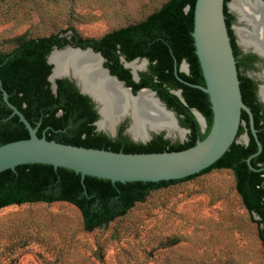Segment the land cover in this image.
Here are the masks:
<instances>
[{
    "label": "trees",
    "instance_id": "trees-1",
    "mask_svg": "<svg viewBox=\"0 0 264 264\" xmlns=\"http://www.w3.org/2000/svg\"><path fill=\"white\" fill-rule=\"evenodd\" d=\"M196 1L168 0L145 20L113 30L101 38H84L76 32L71 40L61 34L40 38L19 36L14 40L16 47L10 53H0L2 86L8 92L10 102L34 128L38 127V136H45L49 141L122 153H160L191 148L208 136L214 118L209 95L176 77L175 60L178 67L187 62L190 72L179 71L180 78L194 85H206L193 37ZM228 3L229 0H226V22L237 60L242 96L253 112L258 138L263 145L262 153L251 159L256 170L250 168L248 159L258 151V145L251 131L249 115L243 112L235 143L219 161L199 174L159 183L114 184L95 177H86L82 182L81 175L70 169L27 164L17 167L16 172L7 170L0 174V210L14 205L67 202L81 211L86 229L92 231L125 216L152 191L191 180L212 170H229L235 176L237 191L247 211L253 218L255 215L258 217L255 222L264 247V105L256 103L254 89L241 74L242 62L238 60V47L231 29L235 17L229 13ZM69 44L84 49L91 47L102 53L107 59L106 67L113 75L126 81L135 93L142 88L156 91L180 117L181 126L190 130L188 140L173 143L161 134L144 145L124 136V127L116 139L98 132L95 123L99 115L91 100L68 80H58L56 91L48 81L52 73V66L47 61L49 54L54 47L63 48ZM117 51L125 54L128 61L136 58L150 61L149 72L142 74L140 83L132 81L130 71L119 64L120 54ZM175 90L183 91L186 104L173 93ZM193 109L199 110L206 118L208 127L205 132ZM11 114L0 86V146L29 138L25 125L18 116ZM246 132L250 137L249 143H239L240 136Z\"/></svg>",
    "mask_w": 264,
    "mask_h": 264
},
{
    "label": "rangeland",
    "instance_id": "rangeland-1",
    "mask_svg": "<svg viewBox=\"0 0 264 264\" xmlns=\"http://www.w3.org/2000/svg\"><path fill=\"white\" fill-rule=\"evenodd\" d=\"M167 1L0 0V53H10L22 35L101 38L145 20ZM228 11L233 29L243 27ZM188 137L170 141L185 143ZM255 220L233 172L212 170L152 191L125 216L92 231L67 202L3 208L0 264H264Z\"/></svg>",
    "mask_w": 264,
    "mask_h": 264
},
{
    "label": "water",
    "instance_id": "water-1",
    "mask_svg": "<svg viewBox=\"0 0 264 264\" xmlns=\"http://www.w3.org/2000/svg\"><path fill=\"white\" fill-rule=\"evenodd\" d=\"M250 1H259L264 5V0ZM231 2L227 4L230 10ZM225 7L226 0H197L195 4L193 37L206 85H194L182 80L178 72H188L189 66L183 62L180 70L175 60L176 77L182 83L209 95L214 118L211 131L204 140H199L195 146L185 150L160 153H122L61 144L54 140L49 141L45 136L39 137L38 127L34 128L24 114L10 102L8 92L3 88L0 78L4 102L12 110L11 115L18 116L29 133L28 139L0 146V174L7 170L16 172L17 167L22 165L43 164L51 165L55 169L73 170L81 175L82 182L86 177L109 180L114 184L159 183L185 179L210 168L227 153L238 137L243 112L249 115L251 131L258 145V151L248 159L250 168L256 170L251 164V159L262 153L263 145L258 138L253 112L243 100L237 60L226 22ZM187 9L189 10V8ZM231 11L236 15L238 26L244 27L245 24L240 21L239 14ZM239 45L246 52H253L264 58L255 49L244 47L240 41ZM68 53H71L76 59L74 64L70 65L63 73L56 75V64L52 61V57L55 54L63 56ZM89 57H93L97 61L96 70L85 63ZM47 61L52 66V73L48 81L54 91L57 89L58 80H68L77 87L82 95L91 100L99 115V119L95 123L98 132H103L113 138L117 135L121 125L128 123L126 133L135 142L147 143L154 136L161 134L165 139H171L172 136L165 127H160L157 130L148 129L146 137L141 140L131 135L130 129L135 120L134 116L147 114V104L142 95L148 93L157 100V105L164 112L172 114L175 124L184 130L186 135L190 133V130L180 125L176 112L167 106L156 91L142 88L135 93L124 81L111 73L105 65L104 56L93 48L84 49L72 44L63 48L54 47ZM123 61L125 67L131 70L136 82L140 81V73L148 70L149 60L146 58H136L130 62ZM140 62L144 64V68L134 71L131 65ZM260 80L259 98L264 105V99L260 94L264 87V79L260 78ZM173 93L186 104L182 90H175ZM104 113L109 116L113 114L109 118L111 123L109 130L100 128ZM193 113L202 131L205 132L208 127L206 118L197 109H193ZM249 141V136L244 137L245 144H248Z\"/></svg>",
    "mask_w": 264,
    "mask_h": 264
},
{
    "label": "bare ground",
    "instance_id": "bare-ground-1",
    "mask_svg": "<svg viewBox=\"0 0 264 264\" xmlns=\"http://www.w3.org/2000/svg\"><path fill=\"white\" fill-rule=\"evenodd\" d=\"M230 6L231 10L239 14L240 21L246 25V27L236 28L240 43L246 48L255 49L264 56V5L259 1L232 0ZM75 60L76 59H74L71 53L63 56L55 54L52 57V61L56 64V75L63 73L70 65L74 64ZM85 63H88L87 65L94 68V70L97 69L96 66L98 63L93 57H89ZM131 67L134 71H138L144 68V64L134 63ZM262 78L264 79V72L262 73ZM260 94L264 99V87L261 89ZM150 96L151 95L148 93H143L142 95V98L147 104L146 115L148 116H134L135 120L130 129L131 135L141 140L146 137L148 129L157 130L160 127H165L172 137L185 138L186 132L175 124L172 114L164 112V110L157 105V100ZM112 115L113 114L110 116ZM110 116L104 113V119L100 123V128L105 130L111 129Z\"/></svg>",
    "mask_w": 264,
    "mask_h": 264
},
{
    "label": "flooded vegetation",
    "instance_id": "flooded-vegetation-1",
    "mask_svg": "<svg viewBox=\"0 0 264 264\" xmlns=\"http://www.w3.org/2000/svg\"><path fill=\"white\" fill-rule=\"evenodd\" d=\"M229 9V8H228ZM237 21V19H236ZM231 29L233 31V35L235 37V42H236V45L238 47V60L242 62V65H241V68H240V71H241V74L243 75V77H245L247 79V83H250V87L252 89H254V94H255V97L257 98V101L256 103H260L262 104V102L260 101V98H259V84L261 83V80L260 78H262V73L264 72V58H261L259 57L257 54H254L253 52H246L245 49L243 47H241L239 45V42L237 41V38H236V32L235 30L233 29V22L231 24ZM73 36V33L71 32L69 35H68V38L71 40V37ZM89 48V47H88ZM91 48V47H90ZM118 54H120V57H119V64L122 65V67H124L125 69H128L125 67V64H124V61L123 60H127V57L125 54H122L121 51H117ZM102 54V53H101ZM105 58V57H104ZM106 59V58H105ZM147 59V58H146ZM106 62H107V59H106ZM130 62V61H128ZM141 63V62H140ZM187 63V62H186ZM188 64V63H187ZM189 66V64H188ZM149 67H150V61H149V66H148V70L147 71H143L140 73V81L139 82H136L135 79H134V76L133 74L131 73V70L128 69L130 71V74L132 75V81H134L135 83H140L142 81V74L143 73H147L149 72ZM180 70H181V66L179 67ZM248 73V75L245 74V72ZM180 72H184V71H180ZM190 72V66H189V70L188 72H184V73H189ZM116 76V75H115ZM118 77V76H117ZM119 78V77H118ZM120 79V78H119ZM263 79V78H262ZM121 80V79H120ZM124 81V80H122ZM126 83V81H124ZM126 85L128 86V84L126 83ZM255 86V88H254ZM128 87H131V86H128ZM132 88V87H131ZM133 89V88H132ZM134 90V89H133ZM158 95V94H157ZM199 111V110H198ZM177 114V113H176ZM178 116V115H177ZM179 118V122H180V117L178 116ZM181 125V124H180ZM96 126V125H95ZM124 127V131H123V135L124 136H127L132 142L136 143V144H148L150 143L154 137L152 138V140H150L149 142L147 143H142V142H135L131 139V137L129 136L128 133H126L127 129H128V123H125L123 125H121V127L119 128V131L117 133V135L115 137H110L112 139H116L118 138V136L120 135V132H121V128ZM184 128V127H183ZM186 129V128H185ZM96 130H97V127H96ZM189 130V129H187ZM101 133V132H100ZM103 133V132H102ZM247 133V132H246ZM190 134V133H189ZM243 135V134H242ZM241 135V136H242ZM248 135V133H247ZM108 136V135H107ZM240 136V137H241ZM249 136V135H248ZM250 138V137H249ZM170 140V139H169ZM245 144V143H244ZM264 169V168H263Z\"/></svg>",
    "mask_w": 264,
    "mask_h": 264
}]
</instances>
